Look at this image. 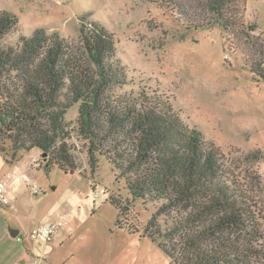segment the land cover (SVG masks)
Instances as JSON below:
<instances>
[{"label": "trees", "instance_id": "16d2710c", "mask_svg": "<svg viewBox=\"0 0 264 264\" xmlns=\"http://www.w3.org/2000/svg\"><path fill=\"white\" fill-rule=\"evenodd\" d=\"M239 1L172 0L191 30L218 26L233 37L241 23L236 7L232 13L225 7ZM17 26L14 14L0 10V154L35 149L45 171L56 166L75 174L76 153L84 149L92 171L103 157L118 172L133 202L157 204L141 236L157 243L168 264H264L258 199L264 189L256 171L252 180L245 178L200 131L183 123L167 98L116 94L124 74L114 64V41L104 27L83 23L75 46L43 28L6 43ZM253 64L252 72L264 76V68ZM76 105V121H66ZM243 158L252 166L262 153ZM109 204L119 229L140 232L122 226L127 207L112 197Z\"/></svg>", "mask_w": 264, "mask_h": 264}, {"label": "rangeland", "instance_id": "374dc122", "mask_svg": "<svg viewBox=\"0 0 264 264\" xmlns=\"http://www.w3.org/2000/svg\"><path fill=\"white\" fill-rule=\"evenodd\" d=\"M235 7L241 26L233 37L218 26L191 30L172 0H0V10L18 18L8 44L43 28L75 46L83 23L104 27L114 41V64L124 74L125 85L115 93L167 98L183 123L200 131L245 178L252 180L256 171L264 189V76L252 72L253 62L264 68V0H241L225 12ZM76 119L77 105L65 116ZM257 150L262 159L244 163ZM79 151L75 174L56 166L45 171L35 149L1 154L0 173L11 180L13 199L0 202V264H168L157 243L141 236L157 204L133 202L103 157L92 171L86 151ZM110 197L127 207L122 226L139 233L116 226ZM258 199L264 209V190ZM59 219L64 227L52 244L28 239L38 224Z\"/></svg>", "mask_w": 264, "mask_h": 264}, {"label": "built area", "instance_id": "2783aa9c", "mask_svg": "<svg viewBox=\"0 0 264 264\" xmlns=\"http://www.w3.org/2000/svg\"><path fill=\"white\" fill-rule=\"evenodd\" d=\"M37 192V191H34ZM0 202L2 205H7L8 198L6 196V185L0 181ZM64 227L62 220L48 221L33 228L28 233L30 241H41L43 243H50L57 231Z\"/></svg>", "mask_w": 264, "mask_h": 264}, {"label": "crops", "instance_id": "0c3cea01", "mask_svg": "<svg viewBox=\"0 0 264 264\" xmlns=\"http://www.w3.org/2000/svg\"><path fill=\"white\" fill-rule=\"evenodd\" d=\"M1 154H0V161L1 162H3V164H4V160L3 159H1ZM0 181L1 182H3L5 185H6V196H7V198L8 199H13L12 198V192H13V186H12V184H11V180L10 179H6L5 178V176L3 175V173H0ZM45 223V222H44ZM40 224H43V223H40ZM40 224H38V225H40ZM37 225V226H38ZM59 231V230H58ZM57 231V232H58ZM56 236V235H55ZM55 236H54V238H55ZM54 238H53V240L50 242V243H48V244H52L53 242H54Z\"/></svg>", "mask_w": 264, "mask_h": 264}, {"label": "water", "instance_id": "95a60500", "mask_svg": "<svg viewBox=\"0 0 264 264\" xmlns=\"http://www.w3.org/2000/svg\"><path fill=\"white\" fill-rule=\"evenodd\" d=\"M18 232H12V237H17Z\"/></svg>", "mask_w": 264, "mask_h": 264}]
</instances>
